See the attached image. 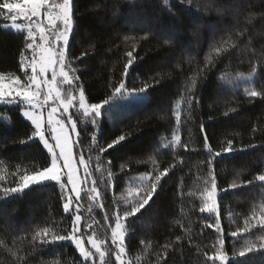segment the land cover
I'll list each match as a JSON object with an SVG mask.
<instances>
[{
    "label": "trees",
    "instance_id": "trees-1",
    "mask_svg": "<svg viewBox=\"0 0 264 264\" xmlns=\"http://www.w3.org/2000/svg\"><path fill=\"white\" fill-rule=\"evenodd\" d=\"M74 3L66 65L75 70L67 67L71 76L79 77L75 87L84 89L90 103H102L121 80L130 92L149 86L140 101L120 103L116 94L96 117L98 127L90 117L74 113L79 130L75 151L86 159L89 176L101 192L95 201L84 195L88 190L83 192L82 213L95 219L98 236L110 242L114 214L122 215L135 190L146 189L149 177L167 168L152 202L126 224L127 257L131 264H164L161 257L167 264H203L201 253L218 235L205 226L214 220L199 211L210 159L204 135L214 151H221L228 140L240 150L213 162L221 189L264 172V97L248 95L264 89V0ZM8 21L0 15V72L19 74L27 34L3 28ZM217 47L225 51L217 55ZM128 52L135 60L125 75ZM4 115L0 117V264H73L74 260L80 264L74 244L31 239L43 227L61 235L72 228L73 217L64 213V194L55 182L33 185L14 196L4 194L5 188L21 183V175L50 165V154L37 139L21 143L34 130L21 106L0 104V116ZM121 134L126 139L114 149L99 151ZM174 135L183 143L175 144ZM103 180L109 183H100ZM218 204L232 264H264L260 251L233 258L234 250L255 237L230 235L237 225L243 226L254 207L264 206V187L257 182L227 192L218 196ZM105 215L113 218L105 220ZM105 261L116 264L114 251Z\"/></svg>",
    "mask_w": 264,
    "mask_h": 264
},
{
    "label": "snow or ice",
    "instance_id": "snow-or-ice-1",
    "mask_svg": "<svg viewBox=\"0 0 264 264\" xmlns=\"http://www.w3.org/2000/svg\"><path fill=\"white\" fill-rule=\"evenodd\" d=\"M180 3H184V0H179ZM191 3V0H189ZM53 13H55L53 15ZM0 15H3L5 19H10L14 27L18 32L27 33V39L25 40V51L31 50L33 53L37 51H42L44 55H41L39 59L33 55L31 58L26 57L25 52L20 53L19 67L23 70L24 76L27 79L22 80L19 75H11L7 77L8 83L5 84V75L0 73V102L7 104H15L18 107L24 106L22 110V115L27 117L31 124L34 125V130L28 137V141H21V143H27L33 139L38 138L40 144L43 148L47 150V154H50V166L43 167L42 171L34 172L33 175H21V183L16 187L5 188L4 194L6 196H12L13 194L23 193L26 189L31 186L40 184L41 182L51 181L59 184L61 189L67 190V195L64 197L66 202L63 204V211L67 215L73 217L72 228L69 232L64 234L53 233L49 227H43L36 231L31 237L32 241H39L41 244L45 243H55L62 241H72L75 244L76 249L79 251L82 261L80 264H95V258L99 254V259L101 264H106L104 251H101V247L108 246V255L111 257L113 251L115 254V260L118 264H124L121 259L122 254L125 252V230L126 224L129 218L140 216L144 209H146L152 202L154 194L157 193L158 185L161 182L162 177L168 174V169L165 168L162 172L152 175L147 181V188L141 190L137 188L135 190L134 199L132 202L128 203L127 208L123 209L122 215L120 211L114 214L115 226L111 228V239L110 242L107 240H97L95 238L89 237L87 243L91 244V249H86L84 247V241L82 239L83 225H81V215L80 213V201L83 198L82 192L84 190L79 186L76 177L77 168L73 164L72 155V145L69 142V132L65 130L64 119L71 121V131L75 132L77 124L73 121L72 114L69 113V109L74 107L76 104L79 108L83 110L85 116L91 118V123L93 125L99 126L96 117H100L102 114V108L104 105H108L109 102L116 96V94L122 93V91H129L123 80L119 82L118 85L113 86V93L109 95L102 103H91L90 105L85 104V93L81 89L79 93V98L72 94V86L79 80L78 76H70L69 71H65L64 68L68 67L70 71H75L71 69L70 65H65L64 61L66 58V50L68 54L71 55L70 48V36L74 32L73 19L75 16V3L74 0H58V2H53V0H0ZM41 18H46L50 22L49 25H44ZM27 21V25L24 26L18 21ZM39 21V23H37ZM33 24H36V29L33 28ZM37 29L39 33V40L43 44L48 45L43 47L37 44ZM54 37V41L50 40L48 37ZM53 42L59 48L56 51L53 48ZM215 53L219 55L225 49L217 47L214 49ZM127 64L125 65V75L130 71L135 57L132 52H128ZM209 64L212 60L209 59ZM60 65L59 75L62 77V83L68 85V92L66 95H61V90L56 87L57 73L56 65ZM31 69V75H28L27 69ZM51 70L52 78L51 81L45 78V74ZM47 88V92L43 89ZM146 85L141 88H133L131 91L133 93H144ZM193 87H195V81H193ZM53 93L55 95L53 96ZM249 97H264V89L261 91H250L248 92ZM43 96V99L41 97ZM49 100H54L59 102V108L62 110L60 118H54L55 114L58 112L57 107H51L48 111L47 116V126L51 129L49 133H46L45 122L42 116L39 114H34L27 109H44L48 105ZM191 103V101L189 102ZM235 111V109H232ZM64 114H67L65 117ZM229 113L225 112L224 115L227 116ZM177 121H179V114L177 113ZM201 130H203V125H201ZM51 136V140L54 143H50L47 136ZM126 139V135L121 134L115 139L107 143L106 147H99L100 152H107L109 149H114L116 145L120 144ZM173 142L175 144H182L179 135H174ZM187 149V145H184ZM252 147V145H249ZM57 149L59 151H57ZM204 149L208 153L210 159L207 161L209 174L208 179L204 181L205 188L203 192L200 193L202 198L201 206L199 208L200 213L207 214V219L214 220V223H206L207 228H214L215 232L218 234L216 239L210 245L205 246V250L201 253L204 257L203 264H232V260L229 258L228 251L226 249L225 241L226 235L224 229L221 227V218L218 213L217 200L219 195H223L230 191H236L241 188H246L254 183H259L261 187H264V172L253 177L251 180H247L244 183H237L233 181L228 184L226 188L221 189L220 185L217 183L216 175L212 172L213 162L216 158L222 155L234 153L238 150L233 145L231 140L227 141L225 147L221 151H214L212 146L208 142L207 134L204 135ZM99 160V157H97ZM78 164L84 165L85 160L83 156L77 161ZM109 163V167H110ZM61 169H66L64 173L66 176V182L62 181ZM99 171V168L96 169ZM88 175L87 166L85 167V176ZM109 178L112 177V173H108ZM144 179L143 177L141 178ZM97 181H92L93 187L84 192L90 201H95L101 197V192L96 187ZM100 183L108 184V180L100 181ZM69 185L71 187H69ZM74 194V195H73ZM131 194V193H130ZM190 196H194L195 193H189ZM103 207V205H100ZM88 211L91 212L92 208L89 205ZM231 217L232 214L229 213ZM113 217L105 215V220H111ZM98 223V222H97ZM111 226V225H109ZM92 225H89L91 228ZM51 235V240L48 239ZM231 237L237 239H247L248 237H255L251 242L243 244L238 250L233 251V258L235 257H246L250 253L260 251L264 255V206L259 208H253L251 216H247L244 219L243 226L237 225L235 230L231 231ZM180 238L177 237V240ZM169 245L165 244L164 248L167 249ZM211 248L213 251L209 254L207 249ZM235 249V244L233 245ZM94 249V251H93ZM164 264L167 261L161 257ZM73 264H77L74 260ZM239 264V262H238Z\"/></svg>",
    "mask_w": 264,
    "mask_h": 264
},
{
    "label": "rangeland",
    "instance_id": "rangeland-1",
    "mask_svg": "<svg viewBox=\"0 0 264 264\" xmlns=\"http://www.w3.org/2000/svg\"><path fill=\"white\" fill-rule=\"evenodd\" d=\"M53 2L54 3L58 2V0H53ZM54 14L55 13H53V15ZM41 19H42L44 25H49L50 26V22L46 18H41ZM18 22L22 23V25H24V26H26L27 23H28L27 21H23V20L18 21ZM37 23H39V21ZM12 24H13V22L9 19V21L7 23L3 24L2 27L5 28V29H8V30L17 31L14 27H12ZM33 28L36 29V24H33ZM24 32L26 33V31H24ZM71 36H72V34H71ZM71 36H70V40H71ZM48 38L50 40L54 41V37L49 36ZM37 44L38 45H42L43 47H47L48 46L46 44H43V42H41L39 40L38 29H37ZM53 48L56 51L59 50V48L56 46L55 42H53ZM66 53H67V50H66ZM25 55L28 58H31L33 55H35L36 58L39 59L41 55H44V53L42 51H37L36 53H33L31 50H28L25 53ZM64 63L66 65V58H65ZM55 67H56V73H57L56 87H58L61 90V95L64 96L68 92V85L66 83H62V77L59 75V73H60V65L57 64ZM64 70L65 71H69V69L67 67H65ZM27 72H28V75L32 74L30 68L27 69ZM3 74L6 77L5 84H7L9 82L7 77H9V76H11L13 74H5V73H3ZM69 74H70V72H69ZM15 75L21 76L22 80L27 79V76H24V74H23V70H21V73L15 74ZM70 76H71V74H70ZM45 78L47 80L51 81V78H52L51 70H49V72L45 74ZM81 89H83V88L75 87V84L72 86V89H71L72 94L75 95L77 97V99L79 98V93H80ZM43 91L47 92V88L45 87L43 89ZM84 93H85V91H84ZM54 95H55V93H53V96ZM118 96H119L118 100H119L120 103H122V102H126L127 103V102L140 101L143 98L145 99V94L144 93H138V92L137 93H133V92H130V91H122V93L118 94ZM41 99H43V96L41 97ZM0 104H7V103L0 102ZM85 104L86 105H90L91 104L88 101V99L86 97V94H85ZM8 105H15V104H8ZM104 106H103V108H104ZM51 107H57L58 108V112L55 114L54 118H60L62 110L59 108V102L58 101L49 100L48 105H46L44 109H27V110L33 112L34 114H39V115L42 116V119L45 122L46 133H49L51 131V129L48 128V126H47L48 111H50ZM78 108H79V105L76 104L74 107L69 109V113L72 114L73 121H75V122H76V118H75V114L74 113L77 111ZM103 108H102V112H103ZM22 110H24V106H21V113H22ZM78 112H81L84 115L82 109H80ZM64 116L66 117L67 114H64ZM0 117L1 118H4V117L6 118L5 115L4 116H0ZM24 118L26 120H28L29 122H31L27 117H24ZM76 124H77V122H76ZM64 125H65V130L69 132V142L72 145L73 164L77 168V172H76V177L75 178L77 179V182H78L79 186L84 191H86V190L90 189L91 187H93V184H92L93 179L89 176V171H88V175L85 176V167L87 166L86 159L83 157L84 160H85V164L84 165H81V164L77 163V161L81 157V155H78L77 152L75 151V143L77 142V140L79 138L78 124H77V128H76L75 132L71 131V121H68L66 118L64 119ZM47 138L49 139L50 143H54V141L51 140V136L50 135L47 136ZM36 139L38 140V138H36ZM57 151H59V150L57 149ZM87 170H88V166H87ZM40 171H42V169ZM40 171H37V173L40 172ZM66 171H67L66 169H61V175H62V181L63 182H66V176H64V173ZM31 175H33V173L28 174V176H31ZM46 182H51V181H46ZM46 182H41V183H46ZM57 185L59 186V184H57ZM69 187H71V186L69 185ZM60 189H61V187H60ZM61 190L63 191L64 197H65L67 195V190L66 189H61ZM82 194H83V192H82ZM14 195H16V194H13L12 196H14ZM65 202H66V200L64 199V203ZM217 205H218V213H219L218 200H217ZM83 208L84 207L82 206L81 201H80V213H79L81 215V222L80 223H81V225H83L82 239L84 241V247L86 249H91V244L87 243L89 237L95 238L98 241L99 240H106V239L101 238V237L98 236L99 235V231L97 230L96 225H94L95 219L93 217L92 218H88V217L84 216L83 213H82ZM89 225H92V227L89 228ZM114 226H115V223H114V225L112 227H114ZM124 234H125V240H126V230H125ZM110 239H111V236H110ZM67 242H70V243L74 244V242H72V241H67ZM74 246H75V244H74ZM124 247H125V252L122 254L121 259L123 260L124 264H131L129 259H128V257H127L126 245H124ZM93 251H94V249H93ZM101 251H104L106 253V255H105V259H106V257H108L109 248H107L106 246H103V247H101ZM95 264H101V261L99 259V254H97V256L95 258ZM116 264H118V262H116Z\"/></svg>",
    "mask_w": 264,
    "mask_h": 264
}]
</instances>
